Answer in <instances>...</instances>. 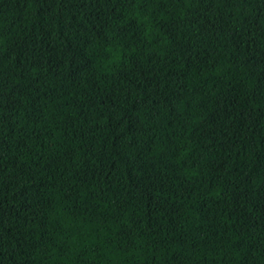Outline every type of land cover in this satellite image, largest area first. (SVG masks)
<instances>
[{"label": "trees", "instance_id": "trees-1", "mask_svg": "<svg viewBox=\"0 0 264 264\" xmlns=\"http://www.w3.org/2000/svg\"><path fill=\"white\" fill-rule=\"evenodd\" d=\"M0 264H264V0H0Z\"/></svg>", "mask_w": 264, "mask_h": 264}]
</instances>
